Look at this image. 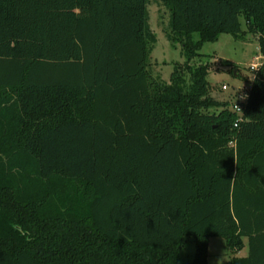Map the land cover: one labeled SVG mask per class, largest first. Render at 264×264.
<instances>
[{
  "label": "trees",
  "instance_id": "trees-1",
  "mask_svg": "<svg viewBox=\"0 0 264 264\" xmlns=\"http://www.w3.org/2000/svg\"><path fill=\"white\" fill-rule=\"evenodd\" d=\"M223 33L264 56V0H0V264H180L185 237L208 264L214 236L264 264V62L240 115L189 65Z\"/></svg>",
  "mask_w": 264,
  "mask_h": 264
},
{
  "label": "rangeland",
  "instance_id": "rangeland-1",
  "mask_svg": "<svg viewBox=\"0 0 264 264\" xmlns=\"http://www.w3.org/2000/svg\"><path fill=\"white\" fill-rule=\"evenodd\" d=\"M148 12L150 28L156 36V43L152 46L149 56L148 70L153 80L169 83L174 65L182 66L186 58L181 54L179 43L167 40L166 34L169 30L167 9L159 3H150ZM240 22L242 28L245 29V20L242 15ZM199 52L201 55L193 58L189 65L192 69L201 66L207 68L209 96L218 102L228 101L230 107L235 99L234 91L247 87L251 83L253 72L249 66L253 64L258 66L259 59L256 57L260 55V52L256 38L249 35L247 40L242 41L223 33L214 42H204ZM186 78L188 79L187 76ZM223 85H226L227 89H223ZM243 243V248L236 254H232L223 237H210L207 263L227 264L233 256H247L246 237L243 238ZM194 251L193 239L183 238L179 256L180 264H189L193 259Z\"/></svg>",
  "mask_w": 264,
  "mask_h": 264
},
{
  "label": "built area",
  "instance_id": "built-area-1",
  "mask_svg": "<svg viewBox=\"0 0 264 264\" xmlns=\"http://www.w3.org/2000/svg\"><path fill=\"white\" fill-rule=\"evenodd\" d=\"M257 67H258L257 64H253V65L249 66L251 71L256 70ZM222 88L227 89V86L223 85ZM249 89H250V84L247 87L245 86V87H242L241 89H237L234 91L235 99H234V102L231 104L230 107L234 112L238 113L239 115L241 114L242 107L247 100Z\"/></svg>",
  "mask_w": 264,
  "mask_h": 264
},
{
  "label": "crops",
  "instance_id": "crops-1",
  "mask_svg": "<svg viewBox=\"0 0 264 264\" xmlns=\"http://www.w3.org/2000/svg\"><path fill=\"white\" fill-rule=\"evenodd\" d=\"M257 58L259 59V62H258V66H259L262 62H264V56L259 55V56L256 57V59Z\"/></svg>",
  "mask_w": 264,
  "mask_h": 264
},
{
  "label": "water",
  "instance_id": "water-1",
  "mask_svg": "<svg viewBox=\"0 0 264 264\" xmlns=\"http://www.w3.org/2000/svg\"><path fill=\"white\" fill-rule=\"evenodd\" d=\"M234 74H235V70H234Z\"/></svg>",
  "mask_w": 264,
  "mask_h": 264
}]
</instances>
